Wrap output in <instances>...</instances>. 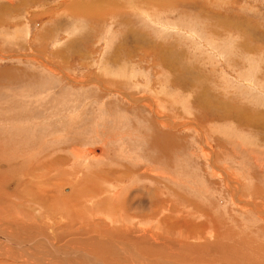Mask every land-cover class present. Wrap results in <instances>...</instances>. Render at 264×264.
I'll use <instances>...</instances> for the list:
<instances>
[{
  "label": "rangeland",
  "instance_id": "374dc122",
  "mask_svg": "<svg viewBox=\"0 0 264 264\" xmlns=\"http://www.w3.org/2000/svg\"><path fill=\"white\" fill-rule=\"evenodd\" d=\"M69 1L19 8V0H0V222L22 241L36 239L27 254L19 249L8 254L12 246L1 244L8 250L0 253V264H37L33 260L40 258L26 255L47 254L48 243L65 256L79 255H61L53 264H264V0H142L126 13L149 43H128L126 50L125 24L114 16L72 17ZM170 74L177 87L167 79ZM105 88L124 90L130 100L145 97L132 104ZM197 90L206 91L197 99ZM72 96L78 98L70 102ZM150 99L154 113L145 105ZM159 105L171 125L157 113ZM214 106H224L233 118H196ZM94 145L101 152L89 149ZM122 164L130 168L127 176L117 180L115 173L110 187L98 179V194L83 198L82 222L59 210L81 181L93 180V171ZM21 184L31 185L33 196L35 188L54 195L47 198L59 200L57 210H50L52 202L30 210V200L29 208L18 210L13 193ZM65 187L70 190L63 192ZM93 195L111 200L98 205L99 212L87 211ZM194 210L217 222H209L216 225L204 233L209 237L200 234L202 225L190 238L177 235L173 223L172 237L157 231L165 214L181 220ZM204 217L191 220L200 224ZM121 246L128 247L125 256L113 251Z\"/></svg>",
  "mask_w": 264,
  "mask_h": 264
},
{
  "label": "bare ground",
  "instance_id": "6f19581e",
  "mask_svg": "<svg viewBox=\"0 0 264 264\" xmlns=\"http://www.w3.org/2000/svg\"><path fill=\"white\" fill-rule=\"evenodd\" d=\"M19 1H21L19 4H18V7L19 8H25L26 6H27V4L28 3H44V2H46L47 0H19ZM51 1V0H50ZM55 1H57V0H55ZM142 0H98V1H96V0H70L68 3L69 4H67L68 5V7H67V12L70 14V15H72V17L74 16V15H76V14H82V13H85L86 15H87V17H91V16H94V18H96V16H106V17H103V18H108L109 16H114V17H116V20L118 19V23L119 24H125V29H123V31H122V40L125 42V45L123 46V49L124 50H126L127 48H129V46L127 45L128 43H134V44H136L137 45V43H141V44H144L143 46H146L149 42L147 41V37H145V36H148L146 33H145V31H141V29L140 30H136L133 26H132V24H130L129 23V19L127 18V16H128V14L126 13V11H127V9H128V6H134V7H137V8H139L141 5H139L140 4V2H141ZM160 4H161V2L163 1H161V0H157ZM174 2H176V0H173ZM212 1H214V0H212ZM126 2L129 4V5H125L126 4ZM52 3H54V2H52ZM10 4V3H9ZM149 3H147V5H148ZM163 4V3H162ZM208 4V3H207ZM212 4V3H211ZM215 4V3H214ZM214 4H212V6L214 5ZM36 5V4H35ZM165 5V4H164ZM33 6V5H32ZM210 6V5H209ZM211 7V6H210ZM203 12V11H202ZM214 12V11H213ZM219 12V11H218ZM205 13V12H204ZM206 14V13H205ZM212 15V14H211ZM82 17H83V15H82ZM86 17V16H85ZM129 17V16H128ZM214 17H216L215 15H214ZM219 18V17H218ZM101 19H102V17H101ZM214 19V18H213ZM90 20V19H89ZM91 20H92V18H91ZM131 20V19H130ZM220 20V19H219ZM222 20V19H221ZM91 22V21H90ZM89 23V22H88ZM86 24H87V22H86ZM134 24V23H133ZM215 24H220L219 23V21L218 22H215ZM215 24H213V25H210V26H212V27H214V25ZM221 25V24H220ZM90 26V25H89ZM94 27V26H93ZM211 27V28H212ZM220 27V26H219ZM217 28V27H216ZM213 29H215V28H213ZM219 29V28H218ZM221 29V28H220ZM219 29V30H220ZM226 29V28H225ZM238 29V28H237ZM212 30V29H211ZM226 30H228V29H226ZM235 30V29H234ZM217 31V30H216ZM216 31H215V34H216ZM221 31V30H220ZM225 31V30H224ZM223 31V32H224ZM233 31V30H232ZM209 32H210V30H209ZM213 32H214V30H213ZM223 32H221V33H223ZM218 33V32H217ZM225 33V32H224ZM126 34V35H125ZM214 34V35H215ZM230 35V34H229ZM218 36V35H217ZM225 37V36H224ZM223 37V38H224ZM135 38H137V39H135ZM222 38V39H223ZM243 38V37H242ZM224 40V39H223ZM140 44V45H141ZM123 51V50H122ZM111 57H112V55H111ZM113 60H114V58H113ZM194 76V75H193ZM195 77V76H194ZM191 80V79H190ZM188 81V82H191V81ZM194 80V79H193ZM192 80V81H193ZM195 81V80H194ZM193 83V82H192ZM191 83V84H192ZM187 83L185 82V80H184V86L186 85ZM189 85V84H188ZM193 85V84H192ZM208 85V84H207ZM191 88V87H190ZM193 88V87H192ZM208 88H209V86H208ZM195 90V89H194ZM127 93V92H126ZM211 93V92H210ZM213 93V92H212ZM123 94V93H122ZM207 94V93H206ZM131 94L129 93V94H127V96H126V99L130 96ZM205 95V94H204ZM209 96V95H208ZM206 97V96H205ZM204 97V98H205ZM231 97V96H230ZM208 98V97H207ZM138 99L139 98H137L136 100L138 101ZM197 99H198V97H197ZM227 99V98H226ZM131 100H133V99H131ZM214 100V99H213ZM229 100V99H228ZM197 101V100H196ZM199 101V100H198ZM202 101H205V99H202ZM207 101H208V99H207ZM223 101V100H222ZM209 102V101H208ZM208 102H205V103H208ZM231 102V101H230ZM140 103V102H139ZM201 103V102H200ZM199 103V104H200ZM211 103V102H210ZM237 102H235V104H236ZM232 104V103H231ZM144 105V104H143ZM145 105H147L148 106V104H145ZM203 105V104H202ZM210 105V104H209ZM219 105V104H218ZM228 105H230V103H228ZM204 106V105H203ZM213 106V105H212ZM234 106H236V105H234ZM215 108H213L210 112H207V113H205V114H203V115H205V117L206 116H208V117H210V116H212L213 118H215V117H223V118H225L226 117V120H229V119H231V118H233L232 116H231V113L229 112V111H227L226 109H224V108H221V107H224V106H221V107H219V109L216 107V106H214ZM232 107V106H231ZM154 109L153 110H155V107H153ZM236 108V107H235ZM247 109V108H246ZM150 110V112H152L153 110L152 109H149ZM205 111V110H204ZM240 111V110H239ZM155 112V111H154ZM154 112H152V113H154ZM256 112H258V111H256ZM259 113V112H258ZM264 113V112H263ZM156 114V113H155ZM199 114V113H198ZM235 114V113H234ZM259 114H261V113H259ZM201 115V114H200ZM156 117H157V115H155ZM236 116V115H235ZM234 116V117H235ZM253 116V115H252ZM251 116V117H252ZM256 116V115H255ZM239 117V116H238ZM237 117V118H238ZM236 118V119H237ZM246 118V117H245ZM249 118V117H248ZM253 118V117H252ZM256 118V117H255ZM58 119V118H57ZM157 119V118H156ZM158 119H160V123H162V121H161V118L160 117H158ZM243 119V116H241L240 117V120H242ZM250 119V118H249ZM254 119V118H253ZM252 119V120H253ZM260 119V118H259ZM263 119V118H262ZM149 120V119H148ZM239 120V121H240ZM251 120V119H250ZM237 121V120H236ZM244 121V120H243ZM246 121H247V118H246ZM254 121V120H253ZM158 122V121H157ZM256 122V121H255ZM246 123H248V121L246 122ZM250 124V123H249ZM258 124V123H257ZM154 125V124H153ZM251 125V124H250ZM255 125V124H254ZM153 127V126H152ZM264 128V127H263ZM161 134V133H160ZM166 134V133H165ZM164 135V134H163ZM171 135V134H170ZM166 137V136H165ZM155 139V138H154ZM171 139V138H170ZM174 139V138H173ZM165 140V139H164ZM167 141V140H166ZM158 144H160V143H158ZM162 144V143H161ZM167 146V145H166ZM171 148V147H170ZM155 152V151H154ZM77 154V153H76ZM156 159V158H155ZM96 160H99V159H96ZM83 162V161H82ZM107 162V161H106ZM84 163H85V161H84ZM156 163V162H155ZM159 164V163H158ZM120 165V164H119ZM156 165V164H155ZM83 166V165H82ZM128 165L126 164H122V167L120 168H116V170H117V172H115L114 170H115V168H112V169H107L104 173H103V170H102V172L100 173V172H96V171H93V172H95L94 174H93V180L91 181V180H85V181H81L80 183H79V185H78V187H76V189L73 191L74 193H73V195H71L69 198H65V202H61L62 204H63V207L64 208H59V210L61 211V210H66L67 211V213L69 212V213H71V216H73V218L75 219V218H77L76 220H78V222H80L81 220H80V218L82 217L81 216V213H83L84 212V209H83V207L81 206V204L83 203H85L84 201L85 200H87V199H83V198H87V197H91L92 196V194L93 193H96V192H98V182L99 181H101V180H98V179H103V180H105V182H106V186H111L109 183H108V180H109V178L110 177H112V175H114L115 173H116V176H113V177H117L116 179L118 180L119 179V177H121V175H123V176H127V172H128V167H127ZM42 167L45 169H47V166L45 165V164H43L42 163ZM41 168V167H40ZM21 169V168H20ZM33 169V168H32ZM48 169H50L49 167H48ZM135 169V168H134ZM139 169V168H138ZM38 170V169H37ZM52 170V169H51ZM54 170V169H53ZM10 171V170H9ZM8 171V172H9ZM17 171V170H16ZM50 171V170H49ZM127 171V172H126ZM131 171H132V169H131ZM146 171L147 170H145L143 173H142V171H141V173H142V175H144V174H146ZM11 172V171H10ZM2 173H3V171H2ZM48 173V172H47ZM119 173V174H118ZM131 173H133V172H131ZM11 174V173H10ZM121 174V175H120ZM156 174V173H155ZM154 174V175H155ZM7 175V174H6ZM39 175H40V173H39ZM82 175V174H81ZM132 175V174H131ZM134 175V174H133ZM138 175H140L139 173H138ZM141 175V176H142ZM5 176V175H4ZM8 176V175H7ZM46 176H48V175H46ZM156 176V175H155ZM42 177V176H41ZM44 177H45V175H44ZM50 177V176H49ZM84 177V176H83ZM76 178V177H75ZM28 179V178H27ZM73 179V178H72ZM79 179V178H78ZM112 180H113V178H111ZM111 179H110V181H111ZM80 180V179H79ZM84 180V179H83ZM20 181H23V180H20ZM28 181V180H27ZM39 181V180H38ZM43 181H47V180H43ZM58 181V180H57ZM98 181V182H97ZM0 182H2V178L0 177ZM37 182V181H36ZM35 182V183H36ZM50 182H52V181H50ZM53 182H55V181H53ZM27 183V182H26ZM100 183V182H99ZM101 183H102V181H101ZM111 183V182H110ZM37 184H39V182H37ZM36 184V185H37ZM41 184L42 183H40V189H41ZM46 185V184H45ZM122 185V184H121ZM120 184H118L117 186H119V187H122ZM125 185V184H124ZM21 186H23V184H21ZM38 186V185H37ZM43 186V185H42ZM54 186V185H53ZM105 186V185H104ZM105 186V187H106ZM35 187V186H34ZM44 187V186H43ZM49 188H50V186H48ZM48 187H46V188H48ZM83 187H86V192H84L83 191ZM30 188H33V187H31V185H30V187L29 186H27V187H25V186H23V189H18V190H16L13 194H14V196H15V198L17 199V201L19 202H15V205H16V207H17V209L18 210H23L24 208L23 207H27V208H29V204H30V201H34V203H33V205L31 206V208H30V210H33L35 207H37L39 204H46L47 202H52L53 203V208L52 209H50V210H57V208H56V206H55V203H57V202H59V200L58 199H48L47 197H52V198H55V196L54 195H50V193H49V195L47 196V195H45L42 191H40V190H38L37 188H35V192H34V196L32 195V194H30L31 193V191H32V189H30ZM75 188V187H74ZM123 188V187H122ZM106 189H108V188H106ZM70 190V188L69 187H65V188H63L62 189V191L63 192H68ZM48 191V190H47ZM105 191V190H104ZM107 191L108 190H106V193H107ZM111 191V190H110ZM116 192V191H115ZM152 192V191H151ZM148 193V192H147ZM150 193V192H149ZM5 194V196L6 197H9V196H11L12 197V195L13 194H11V193H7V192H5L4 193ZM96 194H98V193H96ZM100 194V193H99ZM152 194V193H151ZM158 194V193H157ZM9 195V196H8ZM114 195V194H113ZM112 195V196H113ZM119 195V194H118ZM121 195V194H120ZM119 195V196H120ZM263 195V194H262ZM99 196H101V195H99ZM21 197H27V198H24L22 201H20L19 199L21 198ZM115 198H117V195H115L114 196ZM63 198V199H64ZM93 198H94V195H93ZM83 199V200H82ZM118 199V201H121V200H119V197L117 198ZM30 200V201H29ZM89 200H93L92 201V203L90 204V206L87 208V211H89V210H94V211H98L97 210V206L99 205V207H100V205H101V207H102V205H103V207H104V204L107 202V201H109V200H111V199H109V200H106L105 198H103V197H99V198H94V199H89ZM162 200V199H161ZM168 200V199H167ZM166 200V201H167ZM112 201H114L113 199H112ZM76 202H77V204H76ZM174 202V201H173ZM112 203V202H111ZM259 203V202H258ZM163 204V203H162ZM169 204H171V203H169ZM255 203H253V202H251L248 206H250V208H251V206L252 207H255V205H254ZM261 204V203H260ZM47 205H49V204H47ZM78 206L79 207V205L81 206L80 208H76L75 206ZM116 205V204H115ZM165 205V204H164ZM172 205V204H171ZM259 205V204H258ZM264 205V204H263ZM107 206V205H106ZM159 206V205H158ZM161 206V205H160ZM159 206V207H160ZM175 206V205H174ZM44 207V206H43ZM114 207H116V206H114ZM178 207V206H177ZM257 207V206H256ZM259 207H261V206H259ZM27 208H25V210L27 209ZM69 208L71 209V211L69 210ZM108 208V207H107ZM113 208V207H112ZM120 208V207H119ZM124 208V207H123ZM155 208V207H154ZM167 208V207H166ZM172 208V207H171ZM173 208H175V207H173ZM179 208V207H178ZM177 208V209H178ZM187 208V207H186ZM186 208H184V209H186ZM190 208V207H189ZM262 208V207H261ZM113 209H115V208H113ZM158 209V208H157ZM160 209V208H159ZM176 209V208H175ZM175 209H174V211H175ZM264 209V208H263ZM77 210V211H76ZM108 210V209H107ZM155 210V209H154ZM162 210V209H161ZM164 210V209H163ZM188 210V209H187ZM186 210V211H187ZM27 211H28V209H27ZM112 211V210H111ZM116 211V210H115ZM119 211V210H118ZM158 211V210H157ZM157 211L155 210L153 213H157ZM167 211V210H166ZM173 211V210H172ZM181 211V210H180ZM29 212V211H28ZM99 212V211H98ZM144 212V211H143ZM182 212H183V210H182ZM189 212V211H188ZM102 213H103V211H102ZM160 213V212H159ZM164 213V212H163ZM169 213V212H168ZM207 212L205 211L203 214H201V213H199V212H197V211H193L192 213H191V211H190V213L188 214V213H186L185 212V214H182L181 215V220H179V217H180V215H179V217H177L178 215L176 214V218H175V216H173L174 218H172V217H170L169 215H166L165 214V216L163 217V219L159 222V225L158 226H156L157 227V231H160L161 233H160V235H163V236H171V235H174L175 233H173L174 231H169V228H171L170 226H171V224L173 223L174 225H175V232H177L178 234L177 235H180L181 237L182 236H184V238H186V236H188L189 237V235H192L193 233H196V231H197V229L199 228V226L200 225H202L201 226V228H200V234H204L205 232H210V230H214V228H216L214 225L213 226H209V222H212V224H216L217 222H215V221H213V219H211V220H207L206 218L208 217V215L209 214H206ZM261 214H262V212H260ZM161 214V213H160ZM110 215V214H109ZM116 215V214H115ZM125 215V214H124ZM159 215V214H158ZM172 215V214H171ZM70 216V215H69ZM118 216V215H117ZM154 216V215H153ZM202 216H205L204 217V220H203V218H202V221H201V223L200 224H196V223H194L192 220H191V218H198V219H201V217ZM156 217V216H155ZM263 218H264V216H263ZM69 219H70V217H69ZM113 219V218H112ZM76 220H73V222L72 223H68L67 222V224H65L64 223V226H72V224L73 223H75L76 222ZM83 220H84V218H83ZM120 220V219H119ZM207 220V221H206ZM150 221V220H149ZM219 221V220H218ZM71 222V221H70ZM82 222V221H81ZM100 222V221H99ZM106 223V222H105ZM171 223V224H170ZM104 224V223H103ZM83 225V224H82ZM0 226H2L1 227V229H0V253L1 254H3V253H6L5 251H7L8 249H6V248H3V246L1 245V244H7V245H11L12 246V248H13V250H11V251H9V252H7L8 254H11L12 252H14V249H19V251H22V252H24L25 254H27V253H29V246L28 245H30V243H32V242H35L36 241V239H34L33 240V237L34 236H32V237H28V239H26V240H24V241H22L21 239H20V236L19 235H15L12 231H9L10 233H8V232H5L4 230H6L7 231V227H9V226H11V225H6V223L4 222V221H1L0 222ZM63 226V227H64ZM77 226H78V223H77ZM79 226H81V225H79ZM218 226V225H217ZM62 226L61 227H59V229H62L63 228ZM67 227V229H68V231H70V232H72L73 231V229H71V228H68ZM85 227V226H84ZM90 227V226H89ZM103 227H105V226H103ZM141 227V226H140ZM139 227V228H140ZM206 227L209 229H206ZM98 228V227H97ZM139 228H137V229H139ZM142 228V227H141ZM10 229V228H9ZM66 229V230H67ZM78 229H80V228H78ZM87 229V228H86ZM91 229V228H90ZM93 229H95V228H93ZM102 229V228H101ZM105 229V228H104ZM109 229V228H108ZM144 229V228H143ZM219 229V228H218ZM75 230V229H74ZM77 230V229H76ZM74 231L75 233L76 232H78V231ZM82 230L83 231H87V230H85V229H83L82 228ZM89 230V229H88ZM96 230V229H95ZM140 230V229H139ZM155 230V229H154ZM173 230V229H172ZM208 230V231H207ZM261 230V229H260ZM143 231V230H142ZM153 231V230H152ZM152 231H150V232H152ZM40 232V231H39ZM61 232V231H60ZM65 232V231H64ZM67 232V231H66ZM104 232V231H103ZM113 232V231H112ZM115 232V231H114ZM149 232V231H148ZM170 232V233H169ZM219 232V231H218ZM56 233V232H55ZM86 233V232H85ZM106 233H107V231H106ZM142 233V232H141ZM214 233V232H213ZM73 234V233H72ZM91 234V233H90ZM100 234V233H99ZM116 234V233H115ZM148 234H150V233H148ZM209 235H210V233H208ZM208 234H204L205 236H207ZM220 234V233H219ZM83 235V234H82ZM217 235V234H216ZM223 235V234H222ZM41 236V235H40ZM73 236V235H72ZM90 236V235H89ZM99 236H102L101 234L99 235ZM98 236V237H99ZM159 236V235H158ZM176 236V235H175ZM212 236H213V234H212ZM217 236H219L220 237V235H217ZM225 236V235H224ZM255 236V235H254ZM253 236V237H254ZM85 237V236H84ZM87 237V236H86ZM104 237V236H103ZM119 237H120V235H119ZM172 237V236H171ZM179 237V236H178ZM187 237V238H188ZM193 237V236H192ZM196 237V236H195ZM207 237H209V236H207ZM101 238V237H100ZM117 238V237H116ZM127 238V237H126ZM143 238V237H142ZM152 238V237H151ZM150 238V239H151ZM190 238V237H189ZM188 238V239H189ZM205 238V237H204ZM257 238H259V237H257ZM263 238V237H262ZM38 239V241H41L42 239H41V237H38L37 238ZM141 239V238H140ZM147 239V238H146ZM160 239V238H159ZM164 239V238H163ZM192 239V238H191ZM191 239H190V241H191ZM213 239H214V237H213ZM256 238H254V240H255ZM33 240V241H32ZM79 240V239H78ZM77 240V241H78ZM83 240V239H82ZM81 240V241H82ZM86 240V239H85ZM104 240V239H103ZM130 240V239H129ZM187 240V239H186ZM198 240V239H197ZM196 240V241H197ZM200 241L202 240V239H199ZM208 240V239H207ZM236 240V239H235ZM44 241H45V239H44ZM76 241V242H77ZM80 241V240H79ZM153 241V240H152ZM155 241V240H154ZM188 241V240H187ZM204 241H205V239H204ZM251 241H253V240H251ZM47 242V241H46ZM69 242V241H68ZM85 242V241H84ZM97 242V241H96ZM219 242V241H218ZM221 242V241H220ZM262 242V241H261ZM48 243V242H47ZM78 243V242H77ZM87 243V242H86ZM200 243V242H199ZM207 243V242H206ZM209 243V242H208ZM250 243V242H249ZM248 243V244H249ZM252 243V242H251ZM98 244V243H97ZM259 244V243H258ZM27 245V246H26ZM69 245V244H68ZM191 245H194V244H190V246ZM201 245H203V244H201ZM207 245V244H206ZM238 245H241V244H238ZM254 245V244H253ZM257 245V244H256ZM48 246H50V251L47 253L48 254V256L46 257V258H44V255H47L46 253H44V254H38V253H35V254H28V255H26L27 257H31V258H40L39 260H33V262L34 263H37V264H44V262L45 261H49L50 260V258H51V261L49 262V263H51V264H53V263H57L58 261H60L59 259H58V257H61V255H64L63 257H67V258H71V256L73 255V257H77V256H79L78 254H73V252H71V254L72 255H70V256H68V255H66L65 256V254L64 253H61V252H59V249L58 248H55V247H53V246H51L49 243H48ZM77 246V245H76ZM91 246H93V245H91ZM91 246H89V248L91 247ZM96 246V245H95ZM98 246V245H97ZM97 246H96V248H97ZM200 246V245H199ZM237 246V245H236ZM14 247H16V248H14ZM103 247H104V245H103ZM197 246H195V248H196ZM227 247V246H226ZM253 247V246H252ZM260 247V246H259ZM42 248V247H41ZM88 248V249H89ZM121 250H119V249H114L113 251H115L114 253L116 254L117 252H122V254L125 252V251H127L128 250V247L126 248L125 246L123 247V246H121ZM232 248V247H231ZM242 248V247H241ZM244 248H245V246H244ZM69 249V248H68ZM91 249V248H90ZM99 249V248H98ZM194 249V248H193ZM252 249V248H251ZM263 249V248H262ZM79 250V249H78ZM233 250V249H232ZM87 251V250H86ZM91 251V250H90ZM95 251V250H94ZM124 251V252H123ZM247 250H245V251H241V252H246ZM253 251H255V250H253ZM46 252V251H45ZM237 252V251H236ZM66 253V252H65ZM233 253V252H232ZM254 253V252H253ZM257 253V252H256ZM262 253V252H261ZM235 254V253H234ZM233 254V255H234ZM22 255V254H21ZM60 255V256H59ZM148 255V254H147ZM232 255V254H231ZM230 255V256H231ZM232 255V256H233ZM244 255V254H243ZM242 255V256H243ZM263 255V254H262ZM261 255V256H262ZM123 256H125V253L123 254ZM249 256V255H248ZM257 256V255H256ZM25 257V256H24ZM246 257V256H245ZM252 256L250 255V258H251ZM144 258V257H143ZM262 258H264V257H262ZM55 259V260H54ZM63 259V258H62ZM128 259V258H127ZM148 259H149V257H148ZM247 259V258H246ZM257 259V258H256ZM260 259V258H259ZM263 261V260H262ZM75 262V261H74ZM82 262V261H81ZM257 262V261H256ZM73 263V262H72ZM250 263H253V262H250ZM75 264V263H74ZM77 264V263H76ZM96 264H99V263H96ZM108 264V263H107ZM110 264V263H109Z\"/></svg>",
  "mask_w": 264,
  "mask_h": 264
},
{
  "label": "crops",
  "instance_id": "0c3cea01",
  "mask_svg": "<svg viewBox=\"0 0 264 264\" xmlns=\"http://www.w3.org/2000/svg\"><path fill=\"white\" fill-rule=\"evenodd\" d=\"M128 59H129V57H127ZM168 80H170L176 87H177V84L174 82V80H173V78H172V76H171V74H170V77L169 78H167ZM186 82V81H185ZM105 83V82H104ZM187 83V82H186ZM99 84V83H98ZM187 85V84H186ZM186 85L184 86V80H182L181 81V86H184V87H180V88H185L186 87ZM179 88V87H178ZM108 92H113V91H117V93L118 94H120V96L122 97V98H124V99H126V96H127V94H129L128 92L126 93V91H124V90H120L119 88H105ZM189 91V89H183V91L184 92H186V93H188V91ZM204 91H206V90H197V92H196V94H198L197 95V97H200L201 96V94L204 92ZM208 92V91H207ZM123 93V94H122ZM139 98H141V100L140 101H135V98H132L133 100H130L129 98H127L126 100H128L129 102H131L132 104H138L139 102H142L143 100H144V97H145V95L144 96H138ZM196 97V98H197ZM76 98H78V96L77 97H74V96H72V98L70 99V102H73ZM202 101V100H201ZM149 102V103H148ZM146 103V102H145ZM155 103L156 102H154L153 100H147V104H148V109H151V108H153V107H155L154 105H155ZM142 104V103H141ZM160 105H162V102L160 103ZM160 105H159V107H158V111H157V113L159 112V113H162V112H160ZM207 105H209V104H207ZM156 108V107H155ZM229 111V110H228ZM199 112H201V111H199ZM165 114V113H164ZM156 115V114H155ZM155 115H153L154 116V118H155ZM162 115H163V113H162ZM193 115H195V114H193ZM140 116V115H139ZM163 118H165V116L163 115L162 116ZM194 117H196V115L194 116ZM161 118V117H160ZM196 118H200L201 119V121H212V122H217V121H219V119L220 118H222V117H215V118H213L212 120H209V117L208 116H206L205 117V115H202V116H197ZM168 119V117L167 118H165V120H167ZM161 120H163V121H165L164 119H162L161 118ZM192 122V124L194 123V125H195V122H194V120H191ZM149 122H150V120H149ZM167 122L171 125L172 124V122H171V120L169 121V120H167ZM196 126V125H195ZM204 128H203V126H200V128H199V130H201L202 132V134H203V137H202V140H207L206 138H204L205 137V135H204V130H203ZM204 131V132H203ZM74 140H76V139H74ZM89 149L91 150V151H94V152H101V148L99 147V146H97V145H94V146H92V147H89ZM74 152L76 153L77 151H75L74 150ZM78 156V155H77ZM99 157V156H98ZM98 157H93V158H98ZM59 158V157H58ZM113 164V163H112ZM126 165V164H125ZM128 165V164H127ZM128 167V166H127ZM143 167H145V166H143ZM142 167V168H143ZM112 168H116L115 166H113ZM111 168V169H112ZM118 168V167H117ZM152 169V168H151ZM137 171V170H136ZM127 172V171H126ZM130 173V168L128 167V172H127V175ZM141 173V172H140ZM141 175H142V173H141ZM123 178H124V176H123ZM62 190V189H61Z\"/></svg>",
  "mask_w": 264,
  "mask_h": 264
}]
</instances>
